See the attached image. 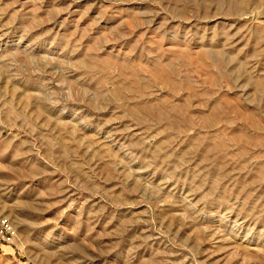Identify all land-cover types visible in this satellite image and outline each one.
I'll return each instance as SVG.
<instances>
[{
	"label": "rangeland",
	"instance_id": "obj_1",
	"mask_svg": "<svg viewBox=\"0 0 264 264\" xmlns=\"http://www.w3.org/2000/svg\"><path fill=\"white\" fill-rule=\"evenodd\" d=\"M0 264H264V0H0Z\"/></svg>",
	"mask_w": 264,
	"mask_h": 264
},
{
	"label": "built area",
	"instance_id": "obj_2",
	"mask_svg": "<svg viewBox=\"0 0 264 264\" xmlns=\"http://www.w3.org/2000/svg\"><path fill=\"white\" fill-rule=\"evenodd\" d=\"M17 237V231L7 217H0V244H12Z\"/></svg>",
	"mask_w": 264,
	"mask_h": 264
}]
</instances>
